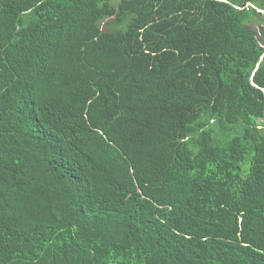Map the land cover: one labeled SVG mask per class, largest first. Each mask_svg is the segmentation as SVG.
I'll list each match as a JSON object with an SVG mask.
<instances>
[{
  "label": "trees",
  "instance_id": "obj_1",
  "mask_svg": "<svg viewBox=\"0 0 264 264\" xmlns=\"http://www.w3.org/2000/svg\"><path fill=\"white\" fill-rule=\"evenodd\" d=\"M0 264H264V0H0Z\"/></svg>",
  "mask_w": 264,
  "mask_h": 264
}]
</instances>
